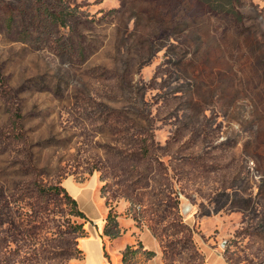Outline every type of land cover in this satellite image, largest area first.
Here are the masks:
<instances>
[{
  "label": "rangeland",
  "instance_id": "obj_1",
  "mask_svg": "<svg viewBox=\"0 0 264 264\" xmlns=\"http://www.w3.org/2000/svg\"><path fill=\"white\" fill-rule=\"evenodd\" d=\"M0 75V264H264V0H0Z\"/></svg>",
  "mask_w": 264,
  "mask_h": 264
},
{
  "label": "crops",
  "instance_id": "obj_2",
  "mask_svg": "<svg viewBox=\"0 0 264 264\" xmlns=\"http://www.w3.org/2000/svg\"><path fill=\"white\" fill-rule=\"evenodd\" d=\"M95 201V200H94ZM97 201H99V198L97 199ZM78 204V203H77ZM90 204H91V201H90ZM96 210H97V208H96ZM82 211V210H81ZM82 212H84V211H82ZM98 212V211H97ZM106 212V210L104 211V213ZM84 214L86 215V217L88 218V219H90L91 221H92V219H94V218H92L88 213H85L84 212ZM99 214V213H98ZM101 215V213L99 214V216ZM99 216H98V218H99ZM135 230H133L132 231V233L133 234H136L137 236H138V238L142 235V233L144 232V231H141V230H139V228H134ZM92 237V236H91ZM87 238H90V237H87ZM87 238H83L81 241H80V246H79V250H80V252H81V257L80 258H78V259H76V263L75 264H94V263H92V261L90 262V254H89V250L91 249V248H89V246L91 245H89V246H86L89 242H91L92 243V245L95 247V249H96V251H97V253L98 254H96V252L94 251V250H92L97 256H98V261H97V263H95V264H113V262H110L109 261V259H107L105 256H104V254H102V252H101V242H100V240H98L97 238H95V237H92V238H90L91 240L89 241ZM117 242V241H116ZM140 242H142L141 240H140ZM156 242V248L155 249H152V251H154L155 252V254L156 253H159V249H160V244L158 243V241L156 240L155 241ZM116 244V243H115ZM114 244V245H115ZM142 244L144 245V243L142 242ZM146 245V244H145ZM146 248L148 249V250H151V248H148V246L146 245ZM119 250H118V252H119V254H120V251H121V248H118ZM214 258H216V259H214ZM206 259H207V263L208 264H231L230 262H228L225 258H224V256H220V255H209V256H207L206 257ZM211 259V260H210ZM213 260H215V263H213ZM217 260H219L218 262H217ZM121 261V260H120ZM119 261V262H120ZM121 264V263H120Z\"/></svg>",
  "mask_w": 264,
  "mask_h": 264
},
{
  "label": "trees",
  "instance_id": "obj_3",
  "mask_svg": "<svg viewBox=\"0 0 264 264\" xmlns=\"http://www.w3.org/2000/svg\"><path fill=\"white\" fill-rule=\"evenodd\" d=\"M52 18L58 20L59 17H57V15H55L54 17L52 16ZM61 26H62V27H60V29L66 27L65 23H61ZM11 28H12V27H7L8 32H12V31H11ZM0 85H1V86L5 85L4 77H2L1 75H0ZM14 118H15V120H17V121H16L17 125H18V124L20 125L21 122H19V121L21 120V115L19 114L18 109H17V112H15V114H14ZM18 127H20V126H18ZM21 129H22V128H21ZM52 189H54V190H59V191L61 190V191L65 192L66 196H68V197L70 198L71 202H72L74 205L77 206V202H76V201H75V200H74V199H73V198L67 193V191H66L65 188L61 187V189H59V188H57V187H53ZM77 214H78L79 217L84 218V219H87L86 215H85L84 212H82L81 210H78V211H77ZM107 221H108L109 223H111V224L113 223L114 226H113V229H111V230L108 229V228L106 227V228H105V234H106L107 236H111V237H113V238L117 237V235L119 234V231H118V225H117L116 217L113 216L111 213H109L108 216H107ZM141 245H142V244H141ZM137 251H138V249H136L134 246H127V247L125 248V250L122 252L121 261H122L124 264H128L129 256L135 254ZM144 251L148 254V256H149L150 258H152V257L155 256V252L152 251V250L145 249Z\"/></svg>",
  "mask_w": 264,
  "mask_h": 264
}]
</instances>
